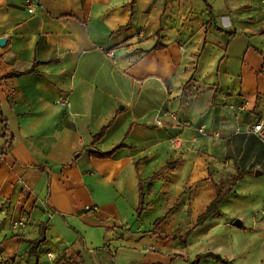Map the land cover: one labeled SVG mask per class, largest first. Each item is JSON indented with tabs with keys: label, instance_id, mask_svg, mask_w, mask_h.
<instances>
[{
	"label": "crops",
	"instance_id": "crops-1",
	"mask_svg": "<svg viewBox=\"0 0 264 264\" xmlns=\"http://www.w3.org/2000/svg\"><path fill=\"white\" fill-rule=\"evenodd\" d=\"M131 1L0 0V264H264V0Z\"/></svg>",
	"mask_w": 264,
	"mask_h": 264
},
{
	"label": "trees",
	"instance_id": "trees-1",
	"mask_svg": "<svg viewBox=\"0 0 264 264\" xmlns=\"http://www.w3.org/2000/svg\"><path fill=\"white\" fill-rule=\"evenodd\" d=\"M135 2H136V0H132L131 5H134ZM229 34H232V33H229ZM157 36H158V41H157V44L155 45V47L153 49H159V48L165 47V45L162 43L161 31H159L157 33ZM38 64H39V62L36 63V65H38ZM36 65H35V67H33L30 70H27L24 72H12V73H9L8 75H6L5 77L12 78V77L20 76L22 74L33 72L36 69ZM5 128L8 131L7 125L5 126ZM105 131H106V127H104L103 130L95 136V140L102 138L105 134ZM123 146H124V143H119L113 149H111L109 151H90L89 154L91 156H94V157H111L115 154V152L117 150H119ZM9 147L10 148L12 147V143H9ZM178 162H179L178 158L177 159H170L167 162V164L161 168V170L159 172L155 173L153 176L147 178L146 180H143V179L140 180V184H139V186H140V203H139V207L137 209V213L139 216H141L143 211L146 209V195H145V191L143 188V183L145 181H149V180H153V179L157 178L159 175H161L167 169L176 167ZM247 173H248V171L239 170L237 173L232 174L226 181H221V182L215 181L216 189H217V196L211 202V204L207 207L206 211L199 216V218L195 224V227L203 225L212 216L220 213L221 205L228 199L229 195L234 191V188H235L237 182ZM210 177L212 178V176H210ZM162 221H163V217H160L156 220L154 227H153L154 231H157V232L162 231L159 229V225L162 223ZM45 241H46V231H45V225L43 224L40 228L39 238L36 239L35 241H33L34 246L31 249V253L37 255L38 249L40 248L42 243H44ZM203 258H212L214 260L222 262L223 264H235L233 261L225 259L221 255L213 253V252H207V253L199 254L197 256V259L195 262H199ZM34 264H39V261L37 260Z\"/></svg>",
	"mask_w": 264,
	"mask_h": 264
},
{
	"label": "built area",
	"instance_id": "built-area-1",
	"mask_svg": "<svg viewBox=\"0 0 264 264\" xmlns=\"http://www.w3.org/2000/svg\"><path fill=\"white\" fill-rule=\"evenodd\" d=\"M34 7H35V5H33V7H30L29 8V11L31 13H34L35 12ZM99 49L102 50V51H105L106 54H108V55H111L112 56L114 54V50L106 51L102 47H100ZM59 102L62 103V101H59ZM201 129H205V127L202 126ZM240 130H241V128L238 127L237 128V131H240ZM247 132L248 133H251V134L257 135L259 137V139L261 140V142L264 144V117L259 118L256 121H254L253 123L249 124L248 127H247ZM88 209H92V207H89ZM20 224L26 225V222L24 220H21L20 221Z\"/></svg>",
	"mask_w": 264,
	"mask_h": 264
},
{
	"label": "water",
	"instance_id": "water-1",
	"mask_svg": "<svg viewBox=\"0 0 264 264\" xmlns=\"http://www.w3.org/2000/svg\"><path fill=\"white\" fill-rule=\"evenodd\" d=\"M0 42L1 43H5L6 42V39L5 38H2V39H0ZM239 222H237L236 224H238Z\"/></svg>",
	"mask_w": 264,
	"mask_h": 264
},
{
	"label": "rangeland",
	"instance_id": "rangeland-1",
	"mask_svg": "<svg viewBox=\"0 0 264 264\" xmlns=\"http://www.w3.org/2000/svg\"><path fill=\"white\" fill-rule=\"evenodd\" d=\"M27 216V215H26ZM21 220H24L25 221V219H21ZM19 224H20V222H19ZM20 225H22V224H20ZM22 226H24V225H22Z\"/></svg>",
	"mask_w": 264,
	"mask_h": 264
}]
</instances>
